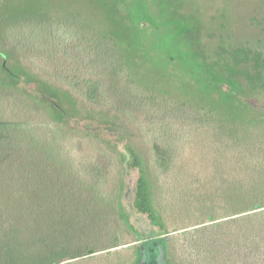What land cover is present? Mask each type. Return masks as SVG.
Here are the masks:
<instances>
[{
  "label": "trees",
  "instance_id": "16d2710c",
  "mask_svg": "<svg viewBox=\"0 0 264 264\" xmlns=\"http://www.w3.org/2000/svg\"><path fill=\"white\" fill-rule=\"evenodd\" d=\"M144 1L153 4L137 0ZM130 13L121 17L122 29L92 30L37 11L32 18L10 6L2 12L8 50L0 48V264H79L96 249H129L118 201L122 154L68 124L65 117L75 114L125 138L153 192L174 264H264V146L212 140L208 162L205 143L194 141L198 119L178 116L166 99L138 94L127 81L120 86L129 55L141 56L140 22L161 35L155 15ZM11 55L21 57L22 71L12 69ZM22 81L35 82L37 92ZM79 145L88 157L75 152ZM235 150L243 153L238 160ZM198 162L209 164L208 176H192Z\"/></svg>",
  "mask_w": 264,
  "mask_h": 264
},
{
  "label": "rangeland",
  "instance_id": "374dc122",
  "mask_svg": "<svg viewBox=\"0 0 264 264\" xmlns=\"http://www.w3.org/2000/svg\"><path fill=\"white\" fill-rule=\"evenodd\" d=\"M9 6L18 15L30 13L24 17L32 18V12L37 11L75 20L92 30H104L107 25L122 29L121 17L132 18L130 11L134 9L155 15L161 35H153V28L145 21L140 22L143 31L139 32L138 43L142 46L138 47V53L141 56L129 55L119 74L120 86H125L127 81L138 94L166 99L178 110V116L198 119L201 126L194 141L205 143L208 162L212 140L221 143L230 138L235 146L244 142H259L264 146V0H153V4L137 0H0V19L7 17L2 12ZM0 48L8 50L1 34ZM20 58L9 56L12 69L18 72L24 66ZM217 78L222 82L215 84ZM19 85L33 94L37 92L35 82L22 81ZM232 110L236 113L228 118L227 113ZM65 120L96 133L121 152L118 201L125 229L130 233L125 238L129 241L125 244L129 245L128 250L108 255L106 249H96L93 255L81 258L79 264H174L153 192L142 179L123 135L80 114ZM196 150L199 158L201 150ZM75 152L90 155L82 145ZM231 155L233 160H238L243 153L235 150ZM224 159L231 162L228 156ZM199 171L208 176L211 168L205 162H198L192 176ZM189 177L185 178L187 183ZM206 182L207 178L203 177L196 180L200 187ZM151 237L158 241L152 247H144ZM132 239H136L133 244Z\"/></svg>",
  "mask_w": 264,
  "mask_h": 264
}]
</instances>
